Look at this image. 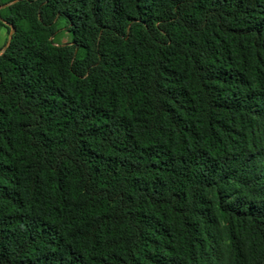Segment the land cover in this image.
<instances>
[{
  "label": "trees",
  "instance_id": "obj_1",
  "mask_svg": "<svg viewBox=\"0 0 264 264\" xmlns=\"http://www.w3.org/2000/svg\"><path fill=\"white\" fill-rule=\"evenodd\" d=\"M0 25V264H264V0H0Z\"/></svg>",
  "mask_w": 264,
  "mask_h": 264
},
{
  "label": "rangeland",
  "instance_id": "obj_2",
  "mask_svg": "<svg viewBox=\"0 0 264 264\" xmlns=\"http://www.w3.org/2000/svg\"><path fill=\"white\" fill-rule=\"evenodd\" d=\"M57 39H58V42H66V41H68V37L64 33L59 34ZM6 40H7V35L5 33V30L0 27V45L5 43Z\"/></svg>",
  "mask_w": 264,
  "mask_h": 264
},
{
  "label": "crops",
  "instance_id": "obj_3",
  "mask_svg": "<svg viewBox=\"0 0 264 264\" xmlns=\"http://www.w3.org/2000/svg\"><path fill=\"white\" fill-rule=\"evenodd\" d=\"M0 27L3 28V29L5 30V33H6V35H7V39H8V32H7L6 27H5L4 25H0ZM6 41H7V40H6ZM5 43H6V42H5ZM5 43H3V44L1 43L2 45H0V52H1V50H3Z\"/></svg>",
  "mask_w": 264,
  "mask_h": 264
},
{
  "label": "water",
  "instance_id": "obj_4",
  "mask_svg": "<svg viewBox=\"0 0 264 264\" xmlns=\"http://www.w3.org/2000/svg\"><path fill=\"white\" fill-rule=\"evenodd\" d=\"M11 33H12V30H10V33H9V35H11Z\"/></svg>",
  "mask_w": 264,
  "mask_h": 264
}]
</instances>
